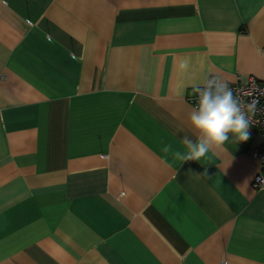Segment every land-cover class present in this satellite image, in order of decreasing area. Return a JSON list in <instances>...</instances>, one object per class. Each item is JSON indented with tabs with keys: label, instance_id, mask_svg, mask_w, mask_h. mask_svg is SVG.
Listing matches in <instances>:
<instances>
[{
	"label": "crops",
	"instance_id": "obj_1",
	"mask_svg": "<svg viewBox=\"0 0 264 264\" xmlns=\"http://www.w3.org/2000/svg\"><path fill=\"white\" fill-rule=\"evenodd\" d=\"M209 73L264 82V0H0V264H264V135L162 152Z\"/></svg>",
	"mask_w": 264,
	"mask_h": 264
},
{
	"label": "clouds",
	"instance_id": "obj_2",
	"mask_svg": "<svg viewBox=\"0 0 264 264\" xmlns=\"http://www.w3.org/2000/svg\"><path fill=\"white\" fill-rule=\"evenodd\" d=\"M189 64L190 61L184 58L180 67L188 69ZM194 92L197 103L190 111L188 119L195 138L184 135L180 141L184 151L173 150L171 144H166L162 148L163 153H171L173 159L181 162L200 161L228 142L239 143L249 138L252 124L250 114L254 110V104L245 105L233 93L227 81L209 73L194 88ZM193 175H207V170Z\"/></svg>",
	"mask_w": 264,
	"mask_h": 264
},
{
	"label": "built area",
	"instance_id": "obj_3",
	"mask_svg": "<svg viewBox=\"0 0 264 264\" xmlns=\"http://www.w3.org/2000/svg\"><path fill=\"white\" fill-rule=\"evenodd\" d=\"M233 93L238 96L245 105L254 104V110L250 114L252 124L251 133L259 132L264 135V82L254 75H248L244 81L228 82ZM189 103L195 107L197 100L195 92L188 97ZM249 155L258 162L257 171L253 174L252 185L255 188L264 186V144L249 151Z\"/></svg>",
	"mask_w": 264,
	"mask_h": 264
}]
</instances>
